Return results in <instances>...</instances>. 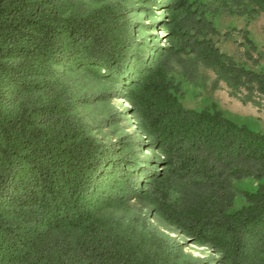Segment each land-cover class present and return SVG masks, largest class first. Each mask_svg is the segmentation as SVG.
<instances>
[{
    "label": "trees",
    "instance_id": "obj_1",
    "mask_svg": "<svg viewBox=\"0 0 264 264\" xmlns=\"http://www.w3.org/2000/svg\"><path fill=\"white\" fill-rule=\"evenodd\" d=\"M159 5L165 44L133 16ZM258 13L264 0H0V264H264V128L180 99L202 69L264 95L215 22ZM112 98L125 113L104 110Z\"/></svg>",
    "mask_w": 264,
    "mask_h": 264
},
{
    "label": "rangeland",
    "instance_id": "obj_2",
    "mask_svg": "<svg viewBox=\"0 0 264 264\" xmlns=\"http://www.w3.org/2000/svg\"><path fill=\"white\" fill-rule=\"evenodd\" d=\"M162 6H155L150 12H142L143 7H138L133 14L138 20L145 23L146 29L149 32L148 36L150 40H158L160 44H165L166 33L165 30L159 25L158 21L164 20L166 15L163 13ZM157 19V20H156ZM216 28L219 32L217 36V45L220 50L232 55L236 61L243 62L250 68L264 71V16L262 13H258L248 24H246L243 16L236 15H222L215 19ZM245 28L248 29L247 37L243 34ZM228 33V38H224V33ZM249 38L256 46V50L251 51L252 59L247 58V47L245 42ZM215 75L210 70L202 69L201 75L192 82H182V93L180 94L181 102L186 107L202 108V107H216L219 108L226 116L239 122L244 123L253 129L264 128V95H253V100L244 98L245 91L239 89L236 93H232L231 89L223 81H218L216 85H213ZM129 104L124 98H112L108 106H105L104 110H119L121 113L128 108ZM102 104L97 103L90 107L83 108L84 115L90 120H94L97 117L102 116ZM106 114V113H103ZM94 116V117H93ZM130 116V115H127ZM132 119L129 117L128 124L124 121H119L120 127L117 133L123 131H132L135 129V125L132 124ZM104 132H107L108 137L113 140L116 133H113L111 129L104 128ZM139 136L141 133L137 132ZM146 156H150L151 152L144 151ZM257 180L246 177L236 179L232 182V189L235 198V205L242 203V197H240L241 190L253 189ZM132 210H145L136 203H130ZM176 236L175 233H169ZM184 244L186 252L204 258L211 253L209 247L198 246L192 244L181 235H178Z\"/></svg>",
    "mask_w": 264,
    "mask_h": 264
}]
</instances>
